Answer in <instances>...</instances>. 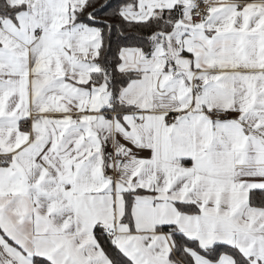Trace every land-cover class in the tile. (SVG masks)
Here are the masks:
<instances>
[{
  "label": "crops",
  "instance_id": "crops-1",
  "mask_svg": "<svg viewBox=\"0 0 264 264\" xmlns=\"http://www.w3.org/2000/svg\"><path fill=\"white\" fill-rule=\"evenodd\" d=\"M7 1L25 7L0 22V264H112L108 243L132 264H184L163 227L264 264V208L249 205L264 190V0H207L205 23L191 20L190 0H140L127 18L179 8L187 22L172 56L122 51L120 65L141 64L119 66L138 74L119 93L133 110L121 112L106 81L93 83L98 29L73 21L85 0ZM107 150L132 159L115 183L102 174ZM224 253L194 252V264H234Z\"/></svg>",
  "mask_w": 264,
  "mask_h": 264
},
{
  "label": "trees",
  "instance_id": "trees-1",
  "mask_svg": "<svg viewBox=\"0 0 264 264\" xmlns=\"http://www.w3.org/2000/svg\"><path fill=\"white\" fill-rule=\"evenodd\" d=\"M140 0H86L83 7L74 13L73 21L77 24L93 26L99 31L100 47L98 53L99 72L95 74L94 84L105 80L111 93L110 109L113 111H131L119 98L120 90L130 81L136 79L138 74L132 70H121V53L124 50H139L144 56L149 57L155 48L156 41L163 39L171 33L174 21L181 18L179 8L170 12L168 20L165 12L155 14L145 20L129 19L125 13L136 11ZM24 5H11L7 0H0V22L4 19L15 20ZM6 162L0 160V166ZM132 200L127 197L126 213L123 222L134 230L131 215ZM249 205L256 208H264V190L253 191L249 196ZM180 213L197 215L199 208L193 204H175ZM163 231L169 232L174 244V250L180 261L184 264H194L193 253L207 257L210 261H217L226 252L234 264H251L236 249L214 246L208 250H202L198 243L180 233L175 227H163ZM107 256L112 264H132L112 244L104 245ZM38 263H44L37 260Z\"/></svg>",
  "mask_w": 264,
  "mask_h": 264
},
{
  "label": "built area",
  "instance_id": "built-area-1",
  "mask_svg": "<svg viewBox=\"0 0 264 264\" xmlns=\"http://www.w3.org/2000/svg\"><path fill=\"white\" fill-rule=\"evenodd\" d=\"M190 18L195 23H205L210 20L212 14V4L207 0H190L188 3ZM39 31V30H38ZM192 92L200 90V83L194 75L190 83ZM186 110L194 112L193 98ZM198 112L208 117L213 123L222 124L230 121V115L227 111L218 108L201 107ZM175 113H166L164 115V123L166 126H171L176 123ZM132 159L125 157L123 154L114 152L113 150H107L106 158L102 167L103 177L111 180L115 183L120 171L129 163ZM106 234L112 236L114 230L107 229Z\"/></svg>",
  "mask_w": 264,
  "mask_h": 264
},
{
  "label": "rangeland",
  "instance_id": "rangeland-1",
  "mask_svg": "<svg viewBox=\"0 0 264 264\" xmlns=\"http://www.w3.org/2000/svg\"><path fill=\"white\" fill-rule=\"evenodd\" d=\"M86 2V0L84 1ZM76 3V0H71V5L74 6V4ZM85 4V3H84ZM170 14H167L166 17H168V20L173 21L172 19L169 18ZM187 22V17L184 16L180 19V21H174V28L172 30L171 33L166 34V42H159L156 44V48L153 50L152 52V56H160V55H164V57L167 56H172L175 53L176 49H180L179 46H173V43H179L180 40V35L182 32V23H186ZM175 49V50H174ZM133 56V55H131ZM132 59V57L130 58ZM168 61H166L167 64ZM141 62L137 60H135L132 64H127L124 60L123 64L120 65V67L122 66H131L134 69H137L140 67Z\"/></svg>",
  "mask_w": 264,
  "mask_h": 264
}]
</instances>
